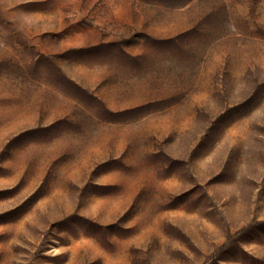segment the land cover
I'll use <instances>...</instances> for the list:
<instances>
[{
    "label": "rangeland",
    "instance_id": "rangeland-1",
    "mask_svg": "<svg viewBox=\"0 0 264 264\" xmlns=\"http://www.w3.org/2000/svg\"><path fill=\"white\" fill-rule=\"evenodd\" d=\"M0 264H264V0H0Z\"/></svg>",
    "mask_w": 264,
    "mask_h": 264
}]
</instances>
